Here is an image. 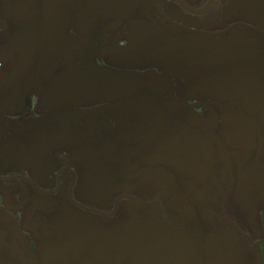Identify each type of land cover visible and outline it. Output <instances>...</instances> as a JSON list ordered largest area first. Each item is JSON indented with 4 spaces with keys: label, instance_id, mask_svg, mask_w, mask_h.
<instances>
[{
    "label": "flooded vegetation",
    "instance_id": "af4514ba",
    "mask_svg": "<svg viewBox=\"0 0 264 264\" xmlns=\"http://www.w3.org/2000/svg\"><path fill=\"white\" fill-rule=\"evenodd\" d=\"M0 264H264V0H0Z\"/></svg>",
    "mask_w": 264,
    "mask_h": 264
}]
</instances>
